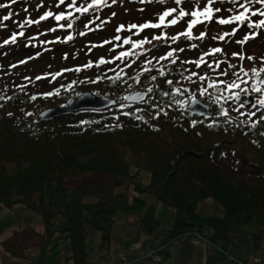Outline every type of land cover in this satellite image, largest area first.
<instances>
[{
	"label": "trees",
	"instance_id": "obj_1",
	"mask_svg": "<svg viewBox=\"0 0 264 264\" xmlns=\"http://www.w3.org/2000/svg\"><path fill=\"white\" fill-rule=\"evenodd\" d=\"M6 1L3 3L12 8L25 0H17L16 4H12L11 0L9 3ZM87 2L90 0H78V4ZM130 4H134V0H123L122 4L117 5L116 12L125 11ZM2 9L6 8H0ZM225 12L218 15L224 16ZM8 27L9 25L0 27V37L12 30ZM47 27H56V21L54 23V19L49 18L39 25L27 26L30 31H47ZM179 28L181 31V25ZM72 29H76L70 34L74 39L63 42L64 44L95 40L101 33L94 31L85 37L79 36V32L87 31L83 20L75 21ZM159 31L145 30L139 38L143 35L151 38V35L158 34ZM164 31L169 35L174 33L170 28ZM220 33L217 24L213 22L208 29V37L199 42L200 48L206 52L208 50L203 49L204 44L209 49L221 46L224 54H218V58L239 64L238 59L232 58V46L226 47L224 42L211 40L212 36ZM102 41L104 40L97 44ZM154 43L157 48L147 58H158L167 50L163 41ZM98 49L101 48L96 47L91 52L97 58L88 61L95 63L99 56L106 59ZM111 53L110 58L117 54ZM189 53L190 51L185 50L178 55L181 59L193 60ZM244 53L246 57H255L252 62L245 59L246 69L250 71L253 66L259 67L261 58L264 57V34L250 40L245 45ZM88 61L77 65L71 62L63 69L83 66ZM140 63L142 65V61ZM110 67L115 65H101L79 73L64 72L55 81L48 82L47 86L33 83L20 85L7 76L0 75V204L8 208L20 205L21 208L37 211L44 223V238L52 236L56 230L62 232L61 240L52 247L66 241L62 246V249L70 250V254L64 258L66 264H96L89 261L85 227L87 224L91 225L100 231L102 241L106 240L118 213H139L138 232L155 233L160 221L156 216V207L148 203L144 195L146 193L172 207L174 216L163 240L155 237L142 242L145 245L141 244L144 248L140 259L149 258L154 262H161L164 258V253L160 251L161 243L191 235L193 228L218 244L247 226H252L250 248L256 249L264 230V119H261L264 108L259 104L252 108L240 107V103L235 100L214 103L210 97H200L197 89L184 81L185 87L197 92L196 97L209 104L212 117L206 118L185 110V105L192 99L190 94L176 97V100L183 101V106L172 103L170 97L157 94L155 102L168 115L161 113L156 119L154 113L157 109L148 108L141 102L133 103L122 99L131 91L152 87L156 82L150 79L142 77V85L129 80L131 87L123 83L113 84L107 79L97 84L80 83L96 79L105 73L113 76V72H107ZM176 67H189L193 71H199L192 65H180L179 62ZM137 71L139 69L134 66L129 75L135 76ZM175 75L180 79L178 71ZM208 75L215 78L210 71ZM73 81L76 83L72 84ZM69 84H72L71 88L67 87ZM249 86L250 84L243 85ZM56 89H59V95H43L47 92L54 93ZM163 90H168V86L165 85ZM83 91L110 96L115 103L104 109L61 114L48 121L38 120L43 109L64 105L71 96ZM33 95L37 99L31 100ZM121 104L131 105L130 115L122 114L130 109H122ZM137 107L143 110L137 112ZM224 110L227 111V116L220 114ZM253 112L254 116L251 115ZM193 121L196 122L195 126L192 125ZM145 171L149 173L147 182L142 180ZM85 174H105L110 179L82 177L77 183L65 185L67 179ZM50 179L55 180L54 190L63 189V209H52L45 201L43 187ZM85 196H91L95 201L85 200ZM208 197L216 199L222 205L221 216H205L197 210L198 203ZM56 216H60L61 220L55 227L52 219ZM139 238L138 235H132L124 241L133 246L140 242ZM44 244L45 239L32 246H40L42 251L25 264H49L43 255ZM152 249L161 256L158 260L147 255ZM131 250H138V246ZM110 254H125L129 264L132 263L133 259L127 253L107 248L106 259ZM205 264L212 263L207 260Z\"/></svg>",
	"mask_w": 264,
	"mask_h": 264
},
{
	"label": "rangeland",
	"instance_id": "obj_2",
	"mask_svg": "<svg viewBox=\"0 0 264 264\" xmlns=\"http://www.w3.org/2000/svg\"><path fill=\"white\" fill-rule=\"evenodd\" d=\"M7 0L6 3H9ZM4 0L1 1L3 3ZM58 0H25L16 4V7L6 8L0 10V23L4 25H9L6 34L0 37V43L4 39L9 38L13 32H24L25 36L18 38L15 45H7L0 48V75L7 76L11 81L20 84H37L40 86H47L48 82L51 80V75L45 80L37 81L35 77L44 76L45 74H54L60 72L64 66L67 64H80L88 59H96V55H91L88 48L92 44H96L100 40L110 39L115 33V28L118 25H129V24H140L144 21H155L159 13H161L165 7H174L175 5L169 0L166 5L159 3H140V0H134V4H130L127 11H117V5H114L111 9H104L102 13L97 12L95 15H100L101 20L109 19L111 20L100 34L95 38V40H84L81 43H50L42 44V41H54L57 37L63 41L67 35H70L73 30L76 29H63L57 30L56 32H49L43 29L28 30L27 25L20 27L24 24L26 19L36 20L45 11H52L54 14L64 11L66 5H61L60 8L56 7ZM43 4L42 7H37ZM139 6V7H136ZM141 6V7H140ZM192 5L189 3L185 5L186 10H191ZM225 8L229 5H224ZM145 9L143 12L139 9ZM27 9V11H25ZM115 11L117 15L111 17V12ZM131 12V15L128 13ZM135 13V14H134ZM11 14V19L8 21H3L2 17L4 15ZM228 15L227 12H225ZM74 15H79L74 13ZM95 15H89V19H95ZM224 15V16H226ZM87 21H83L84 23ZM101 21L97 20L95 23L99 24ZM55 23V20H54ZM0 25V27L4 25ZM181 28L184 30V24L181 22ZM179 25L176 26L177 30H180ZM32 26H35L33 24ZM78 28V26H76ZM90 27L95 28V24H91ZM218 31L222 32L225 30H230L229 26L217 25ZM172 30V28H170ZM40 33H46V35H40ZM175 34V31L174 33ZM198 35V33H194ZM121 36L130 35V33L122 32ZM30 37H37V39H29ZM236 38H243V33ZM133 39H139V37H133ZM200 41H181L179 47H184L186 51H190V55L194 59L198 58L201 54L200 51L203 50L199 45ZM202 42V41H201ZM189 43H196L198 47L196 51L188 47ZM60 44H64L60 46ZM25 45H28L25 47ZM34 45V46H33ZM227 45L232 46L234 52L240 51V46L235 43V39H229ZM168 46L177 47V45H171L168 42ZM216 46V45H215ZM98 49L101 51L106 59H111V45H105ZM47 49V50H46ZM209 50V46L204 44V48ZM245 49V45H244ZM122 49H117L114 53L119 52ZM40 52L41 55L35 59L29 60V57H35V54ZM195 52V53H194ZM3 53H7L4 55ZM65 54H67V59H64ZM99 56L98 58H100ZM26 60V64H19V61ZM16 64L17 67L12 68L11 65ZM211 73V72H210ZM203 74V73H201ZM214 75V74H213ZM25 77L31 78V82L26 80ZM253 99L258 105V100L264 98V95L258 93H252ZM93 178L97 180L110 179L108 175L105 174H85L78 178H69L65 181V185H72L77 183L81 178ZM149 178L148 171L142 174V180L147 182ZM55 180H47L44 183L43 194L46 203L56 210L63 209L65 206L63 189L59 188L54 190ZM147 198L148 203L154 204L156 207V216L159 218V226L155 233L145 234L143 232L139 233L140 228L139 213H118L113 221L110 228L109 238L103 240L100 238V231L94 229L91 225L87 224L85 227L86 231V247L89 252V261L96 264L106 263V253L107 248L115 249L116 252H124L128 254L129 258H132L131 264H205L209 260L212 264H217L220 257L224 254H231L236 257H247L249 264H252L250 259L252 256L258 255L261 258V263L264 264V230L262 231V239L259 246L256 249H251V233L253 231L252 226H247L244 230L231 235L228 239L220 241L215 247L206 245L202 243L200 245H195L192 242L191 235H184L173 239L172 241L161 243L160 251L164 253V258L161 262H154L149 258L140 259L143 252L142 243L143 241H149L157 237L161 240L164 239L167 227H169L174 216V209L164 203L162 200L155 199L151 194H144ZM85 200L95 201L91 196H85ZM197 210L200 211L205 216H221L223 214L222 205L214 198L208 197L201 200L197 205ZM61 220L60 216H56L52 219L53 226H57ZM62 232L58 230L54 231L51 235L44 238V223L41 215L35 210H29L21 208L20 205H14L8 208L0 204V264H25L26 262L32 261V259L38 256L42 251V247L37 246L32 248L35 244L42 242L45 239V250L43 255L49 264H66L65 256L70 254V250L62 249L66 241H61L57 246L52 247L59 239L61 240ZM132 235L140 236V242L130 246L125 243V239ZM44 238V239H43ZM100 245H105L100 246ZM124 245H126L124 247ZM138 250H131V248H136ZM71 263V262H68Z\"/></svg>",
	"mask_w": 264,
	"mask_h": 264
},
{
	"label": "snow or ice",
	"instance_id": "obj_3",
	"mask_svg": "<svg viewBox=\"0 0 264 264\" xmlns=\"http://www.w3.org/2000/svg\"><path fill=\"white\" fill-rule=\"evenodd\" d=\"M159 3L166 5L169 0H140V3ZM175 5L174 7H165V9L158 14L155 22L146 21L141 24H129L127 26L121 24L115 28V33L110 39L102 41L99 45L92 44L88 51L91 52L96 47H103L105 45H111L109 51L115 52L117 49H122L117 52L111 59H105L100 57L98 61L93 63L89 60L87 64L78 66L75 68H65L60 72L54 74H45L44 76H37V81L45 80L48 75H51V81H55L58 76H62L64 72H81L84 69H92L93 67L99 68L101 65H115L110 67L107 72H113V76L105 75L97 76L96 79L80 81V83L97 84L101 80L107 79L113 84L123 83L124 85L131 87L128 83L129 80H133L135 84L142 85V77L150 79L156 82L152 87H148L143 92H137L136 94L126 95L122 99L130 102H141L148 108L157 109L154 113V118L158 119L163 113L168 115L162 108H159L158 103L155 102L156 95L161 97H170L172 103L180 104L183 106V101L176 100L177 96H183L184 94H190L193 103H199L196 99V95L200 97H210L214 103L220 104L221 101L227 102L229 100L240 101V107H243L246 101L241 100L242 95H250L252 93H258L264 95V57L261 58L260 66H253L251 70L245 68L244 62H252L255 60L253 56H245L244 45L250 40L256 39L261 34H264V0H171ZM12 4H16L17 0H11ZM123 0H90L85 4H78V0H58L56 7L60 8L61 5H66L64 11L54 14L52 11H45L38 19H26L24 24L31 26L33 24L39 25L42 21H47L49 18H53L56 21V27L49 28V32H56L57 30H63L65 28L72 29L75 21H87L84 23V28L87 31H81L79 36L85 37L89 32L101 31L104 26L111 22L109 19L101 20L100 15H95L97 12L102 13L104 9H111L114 5L122 4ZM191 4V10H186L185 5ZM216 5H221L217 7ZM224 5H229L225 8ZM43 4L37 7H42ZM8 4L0 3V8H8ZM145 9L141 8L139 11L143 12ZM27 11V9H25ZM127 11V9H125ZM227 12V16L218 15L222 12ZM78 13L79 15H74ZM95 15V19H89V15ZM117 13L111 12V17H115ZM69 18H72L71 20ZM3 21L11 19V14L4 15ZM100 20L99 24L95 22ZM66 21L67 23H60ZM184 24V30H176V26ZM215 22L220 26H229L230 30L222 31L216 36H212L211 40L228 43L226 38L235 39V43L241 46L240 52H233L232 58L238 59L239 64L230 63L228 59H219L218 54H224V49L221 46L212 47L206 52H202L198 58L193 60L181 59L178 53L185 52L184 47H179V43L183 41H203L208 37V29ZM91 24H95V28L90 27ZM172 28L175 34L169 35L165 29ZM203 29V30H202ZM145 30H160L158 34L143 35L142 38L133 39V37H141V34ZM251 30V31H249ZM127 32L130 35L121 36L120 33ZM198 33V35L194 34ZM240 33H243V38H236ZM40 35H46V33H40ZM23 31L13 32L12 35L4 39L0 43V48L7 45H15L18 38L24 37ZM29 39H37V37H30ZM74 39L72 35H67L65 40H61L57 37L54 41H42V44L58 43V42H70ZM163 41L165 45L171 42V45H177V47L168 46L167 50L161 54L158 58L152 56L147 58L153 49L157 48V44L154 42ZM150 45L151 47H146ZM28 45H25L27 47ZM34 46V45H33ZM128 46V47H126ZM190 49H196L198 45L196 43H189ZM47 50V49H46ZM7 55V53H3ZM41 55L40 52L35 54V57H29L28 59H35ZM208 57L209 59H206ZM65 54L64 59H67ZM117 61L119 63H117ZM142 61V65L141 62ZM155 61V63H153ZM167 63H164V62ZM180 65H192L199 71H193L189 67L177 68V64ZM26 60L19 61V64H26ZM159 65V67H157ZM139 69L135 76L129 75V72L134 68ZM12 68L17 67L16 64L11 65ZM129 70V71H126ZM179 72L180 79L176 78L175 72ZM215 75V78L208 75V72ZM155 73V74H153ZM187 73V75H185ZM203 73V74H201ZM171 76V78H169ZM127 77V79H125ZM225 78V79H222ZM26 80L31 82V78L25 77ZM186 81L190 86L197 89V92H192L189 87H185L183 82ZM73 81L72 84H75ZM72 84L67 87L71 88ZM249 87H243V85H249ZM168 86V90H163L164 86ZM179 85V86H176ZM63 87V86H62ZM211 90V91H210ZM45 97L52 95H59V89L53 92L43 93ZM31 100L37 99L35 95L30 97ZM258 104L261 108H264V98L258 100ZM171 107V105H168ZM120 107L129 108V112L122 113L125 116L131 114V105L121 104ZM143 109L137 107L136 111H142ZM223 116H227L226 110L220 113ZM243 114V113H242ZM11 115V113H9ZM252 116L255 112L251 113ZM119 119V117H116ZM264 119V116H261ZM85 123V122H82ZM195 121L192 125L195 126Z\"/></svg>",
	"mask_w": 264,
	"mask_h": 264
},
{
	"label": "water",
	"instance_id": "obj_4",
	"mask_svg": "<svg viewBox=\"0 0 264 264\" xmlns=\"http://www.w3.org/2000/svg\"><path fill=\"white\" fill-rule=\"evenodd\" d=\"M145 89L141 90H134L129 92V94H136L137 92H143ZM125 95V96H126ZM199 103H193L191 100L186 106L185 110H187L191 114L200 115L206 118L212 116V112L210 107L207 103L203 102L202 100L196 98ZM242 101H246L244 106L252 107L255 105V100L251 97V95H242ZM130 102V101H128ZM139 102V101H137ZM240 102V101H239ZM115 103L114 98L106 95H97L94 94L92 91H83L77 95L71 96L64 105L61 106H53L43 109L39 115L38 120L40 121H48L51 120L53 117L61 115V114H68L71 112H83L89 109H104L110 107Z\"/></svg>",
	"mask_w": 264,
	"mask_h": 264
},
{
	"label": "built area",
	"instance_id": "obj_5",
	"mask_svg": "<svg viewBox=\"0 0 264 264\" xmlns=\"http://www.w3.org/2000/svg\"><path fill=\"white\" fill-rule=\"evenodd\" d=\"M192 234H193V243L196 245L201 243L202 241H208L207 238L196 229L192 231ZM147 255H151L155 260H158L161 257L159 254L154 252L153 249L147 252ZM250 261L252 264H261L260 258L257 255L252 256ZM107 262L108 264H126L127 260L124 254H118V255L110 254ZM218 264H248V261L244 258H237L230 254H225V257L221 259Z\"/></svg>",
	"mask_w": 264,
	"mask_h": 264
}]
</instances>
